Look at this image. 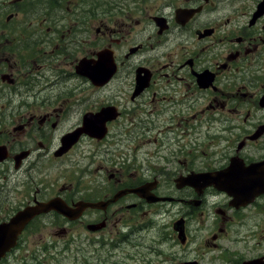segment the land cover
I'll return each mask as SVG.
<instances>
[{
  "label": "flooded vegetation",
  "instance_id": "flooded-vegetation-1",
  "mask_svg": "<svg viewBox=\"0 0 264 264\" xmlns=\"http://www.w3.org/2000/svg\"><path fill=\"white\" fill-rule=\"evenodd\" d=\"M151 1L147 11L126 5L136 6L137 17L114 1L123 13L109 10L97 19L102 9L90 4L71 9L74 17L56 27L42 23L45 17L35 24L7 23L16 13L0 20V225L50 201L60 208L62 200L75 216L55 210L34 216L0 264L54 246L42 241L47 229L73 234L76 252L91 254L89 264H114L113 250L125 263L151 264L144 255L137 258L141 250L159 255L155 246L167 242L184 249L194 233H203L205 249L193 257L172 253L171 260L204 264L206 253H226L232 225L264 215V0ZM161 57L170 60L160 64ZM63 82L65 91H129V119L109 100L82 111L60 134L72 111L63 109L60 94L58 103L36 102V96L60 91ZM92 117L101 118L100 128ZM123 121L141 129L135 131L138 145L149 142L147 124L165 139L179 133L191 142L204 127L203 145L164 154L159 146L145 164L136 156H108L106 145L124 135L114 132ZM85 142L104 144L89 164L103 171L104 180L91 179L88 186L81 177L65 188L60 162ZM86 158L79 153L77 163ZM55 172L49 187L48 175ZM260 258L264 253L238 264Z\"/></svg>",
  "mask_w": 264,
  "mask_h": 264
},
{
  "label": "rangeland",
  "instance_id": "rangeland-1",
  "mask_svg": "<svg viewBox=\"0 0 264 264\" xmlns=\"http://www.w3.org/2000/svg\"><path fill=\"white\" fill-rule=\"evenodd\" d=\"M114 1L122 5L125 9L128 3L129 5L136 4L138 5V7H141L144 10L146 9V11L148 9H151L154 5L151 0H142L141 3L139 2V0H0V12L4 9L7 10V13L3 15V17H0V20H3L4 17L9 13H16L18 15H11L7 23H10L11 21V23L33 22V24H35L40 20V17H45L47 18V21H44L42 23L50 25L51 27H56L58 24H60L61 19L71 17V9H75L78 7H87L90 4H93L92 7H95V9H102L96 11L97 19H100L102 17L100 16L102 14L99 13L104 12L111 14L109 10H112L116 14L123 13L118 8V6L113 5V3H115ZM158 1L160 2V0ZM250 1L252 0H237L235 1V3H239V5L241 4L240 2L249 4ZM135 7L136 6H130V8L126 10L130 13V15L134 14L137 17L138 15L135 14ZM68 8L70 10L67 11ZM229 15H234L236 17L235 20H237L238 18V15L234 12H231V14ZM72 17L70 19H72ZM243 22L244 19H241L240 23ZM163 59L162 57L159 59V61L162 62L160 64H163ZM169 60L170 59L167 57L164 59V62H168ZM60 67L64 68V65H60ZM128 93L129 91H65L63 82L60 85V91H41L36 96V102L43 101L45 98H47L50 99L52 103H58L56 97L60 94V103H63V109H69L70 111H72L69 112L71 118L62 121V125L60 126L61 134V132L65 131L68 126H74L76 124V120L82 111L86 109H94L100 104L105 103L109 100H112L114 104L124 110L125 113L123 115V119H129L128 114L132 111L133 107L131 106V103L128 102V99L126 100ZM31 101H33V99H31ZM168 115L169 111L165 113L164 119H167ZM148 118H152L151 120L156 121L155 117L148 116ZM124 123L126 122L123 121L122 123H120L121 126L119 128H114V132L118 133L119 131H121L124 133V135L117 141L110 140V143L106 145L108 156H136L140 163L145 164L144 160L147 156V153L155 150L159 146H161V149L163 150L162 153L164 154L167 153L168 150L172 151L175 149H185L195 152L196 148L203 145L204 140L202 138V133L205 130L204 127L197 129L200 134L196 135L195 137H198V139L196 142H191L190 140H185L183 138L181 139L179 133L174 135H171V133H169V138L165 139V137H163L161 134H157V132L155 130H152L150 125L147 124V127L150 128V132L147 137L149 142H141V145H138L137 139L134 138L136 136L135 131H140L141 129H129V125H125ZM169 125L172 126V124ZM151 136H155L157 138V143L154 142ZM103 146L104 144L94 145L93 143L89 144L88 142H85L70 156L65 157L63 159L64 161L60 162V172L64 175L63 178H60V183L64 181L65 188H68L70 182L75 184V182L79 181L81 177L82 181H84V183L88 186L91 183V179H94V181L96 182L104 180V176H102L103 171H94V166L89 165L90 163H92L91 154L102 150ZM139 148H141V151L135 153V151ZM82 152L85 153V155L89 158L82 159V164H78L77 162L79 161V159H76L78 158L79 153ZM93 162H95V159L93 160ZM153 162L155 161H152V163ZM123 163H130V159L127 161H123ZM105 164L106 163H103V165ZM143 167L144 166L139 165L138 169ZM50 169L54 170L57 169V167L55 165L54 167H50ZM85 171H89V173L82 174L81 176L79 175ZM139 172L143 171L139 170ZM50 176L52 178H49L48 175L49 187H51V185L53 184L51 179L55 180L56 172L50 173ZM165 208L169 210V207H167V205L165 206ZM2 210H5V208L0 209V214L4 212ZM231 230H233L235 234L228 233V239L224 241L226 253L210 251L208 254H205V260L203 261L204 264H238V262L242 258L252 257L258 255L259 253H264V215H257L254 219L244 222L242 226L232 225ZM57 232L58 230H55L52 233L51 229H47L43 232L42 241L46 244H49L48 246L54 245L50 246L45 252L33 254L34 256H27V253L21 252L22 254L18 255V257L22 260H25L27 263L25 261L14 262V258L9 256L8 258L10 260H7L5 264H33V257L38 260L39 264H89L91 260L89 255L91 254H78L76 252V241L74 239V235L69 234L67 236H64L63 233L58 234ZM202 235L203 233H194V242L184 249H182L178 244H170L169 242H167L159 248L155 246L159 255L155 254L154 256H151L147 251L143 253V251L145 250H141L140 255L137 256V258L144 255L151 260V264H173L171 260L172 253L182 254L184 252H188L190 253V257H193L195 252L205 249L203 248L202 243L205 237L202 238ZM144 243L150 245L152 243L151 238L149 237L145 239ZM113 254L114 264H116L118 261H120V264H142L141 262L133 263L131 261L125 263L126 260L124 258L119 256L115 257V255H118V251L115 252L113 250ZM218 258H222L223 261H220ZM162 259H164L165 261L162 262ZM92 261L94 262V264H100L97 261ZM178 261L179 259H176V264L178 263Z\"/></svg>",
  "mask_w": 264,
  "mask_h": 264
},
{
  "label": "water",
  "instance_id": "water-1",
  "mask_svg": "<svg viewBox=\"0 0 264 264\" xmlns=\"http://www.w3.org/2000/svg\"><path fill=\"white\" fill-rule=\"evenodd\" d=\"M94 120L92 123L100 125V117H92ZM84 121L85 118H84ZM100 128V126H99ZM240 189L243 187L240 186ZM94 206V205H88ZM51 210L60 212L61 215L72 219L75 218L72 215V210L69 209L66 204L60 200V208H58L54 202L50 201L48 203H42L35 207H30L22 212L18 213L9 223L0 225V260L5 257L6 253L10 252L16 244L18 235L22 231V228L36 215L48 213ZM247 264V263H246ZM257 264V263H255Z\"/></svg>",
  "mask_w": 264,
  "mask_h": 264
}]
</instances>
